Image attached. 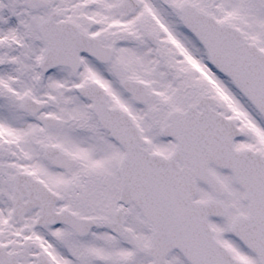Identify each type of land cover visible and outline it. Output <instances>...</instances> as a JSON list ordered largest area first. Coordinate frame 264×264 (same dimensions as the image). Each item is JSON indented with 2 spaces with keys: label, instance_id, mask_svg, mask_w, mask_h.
I'll return each instance as SVG.
<instances>
[{
  "label": "snow or ice",
  "instance_id": "obj_1",
  "mask_svg": "<svg viewBox=\"0 0 264 264\" xmlns=\"http://www.w3.org/2000/svg\"><path fill=\"white\" fill-rule=\"evenodd\" d=\"M0 264H264V0H0Z\"/></svg>",
  "mask_w": 264,
  "mask_h": 264
}]
</instances>
